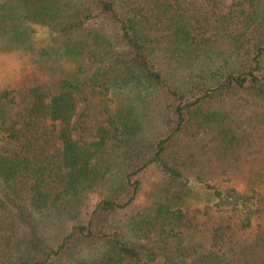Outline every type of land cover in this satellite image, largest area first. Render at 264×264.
<instances>
[{"label": "trees", "instance_id": "16d2710c", "mask_svg": "<svg viewBox=\"0 0 264 264\" xmlns=\"http://www.w3.org/2000/svg\"><path fill=\"white\" fill-rule=\"evenodd\" d=\"M1 8L0 37L39 74L0 90V264H264V192L235 185H264V0ZM191 178L212 206L185 202ZM24 202L42 215L19 235L29 215L9 222L8 204Z\"/></svg>", "mask_w": 264, "mask_h": 264}, {"label": "rangeland", "instance_id": "374dc122", "mask_svg": "<svg viewBox=\"0 0 264 264\" xmlns=\"http://www.w3.org/2000/svg\"><path fill=\"white\" fill-rule=\"evenodd\" d=\"M5 0H0V14L3 11L1 8V4ZM35 31L33 33V40H34V48L36 50L41 49L45 46L49 45L51 33L50 30L42 25H35L34 26ZM26 44H24V47L22 46H15L9 44L7 39H4L0 37V90L5 88H11L14 87L26 74H39V69L34 66V56L32 53V49L25 48ZM77 96H79L77 94ZM243 99H239L241 102L240 111H243L245 113H248L250 109H253L254 106V99L248 96L247 94L243 96ZM84 103L80 102L78 100V113L80 114L84 109ZM147 123V121L144 120V125ZM149 122L148 128H151L153 126V123L156 124L154 121L153 123ZM195 129H191L188 133L190 135H198L199 133H195ZM143 134V133H141ZM74 138L79 139L81 137V133L76 130L73 132ZM83 139L87 140L88 143H91L96 139L95 134L91 136H82ZM231 157V155H230ZM155 177L150 176L144 179L143 181V187L139 194V202H145L146 200H149L152 198V192H153V182ZM259 176L254 174H248L242 179H239L238 181H235V185L240 190H245L248 187L256 188L259 191L264 192V185L261 184L259 181ZM191 186V191L187 194L185 197V202L190 204L192 207L197 208H203L207 205H213L215 203V198L212 195V191L207 190V188L204 187L203 184L197 182L194 178H191L189 182ZM9 208V222H13L14 224V213L24 211L27 219L26 222H22L19 224H16L14 228H16V232H18L19 235H23L25 232H28L30 228V221L32 222V219H37L41 217V213H38L37 211H33L29 208L28 203L24 202L20 204L19 206H14L13 204H8ZM43 212L48 213H56L57 210L49 209V211L45 210ZM29 222V223H28ZM28 223V224H27ZM143 241H146L143 239Z\"/></svg>", "mask_w": 264, "mask_h": 264}]
</instances>
